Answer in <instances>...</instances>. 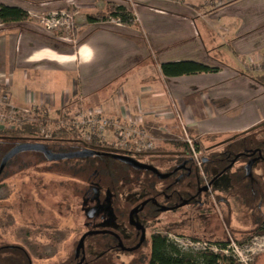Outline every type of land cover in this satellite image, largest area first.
<instances>
[{
  "label": "crops",
  "instance_id": "crops-1",
  "mask_svg": "<svg viewBox=\"0 0 264 264\" xmlns=\"http://www.w3.org/2000/svg\"><path fill=\"white\" fill-rule=\"evenodd\" d=\"M0 5L28 15L0 24L5 111L91 113L142 128L153 142L180 149L174 143H182L186 132L207 155L264 124V0H0ZM111 7L131 12L132 24L89 19ZM69 10L78 15L80 29L68 47L60 46L33 16ZM179 62L211 71L162 73V65Z\"/></svg>",
  "mask_w": 264,
  "mask_h": 264
},
{
  "label": "rangeland",
  "instance_id": "rangeland-1",
  "mask_svg": "<svg viewBox=\"0 0 264 264\" xmlns=\"http://www.w3.org/2000/svg\"><path fill=\"white\" fill-rule=\"evenodd\" d=\"M71 8L75 10L74 6ZM113 9L115 7L110 8L112 12ZM111 11L99 13L95 17L101 22L110 21L113 18ZM52 14L57 15L59 19L64 18L62 15L69 16L73 28L71 30L66 29L65 26L54 28L50 23V31H48L44 23ZM77 16L73 10H69L40 13L34 15L33 19L37 21V25L50 32V40L58 42L60 46L68 47V41H71L80 29ZM2 27L0 26V29ZM75 44L70 42L72 49ZM5 108L0 105V130L17 127L23 120L33 121V112L32 114L31 112L14 113L5 111ZM74 113L70 115L71 124L62 121V125L69 126L79 122V117ZM97 117L101 118L100 115ZM55 119L56 113H53L50 114L48 123L39 124V136L52 139V133L60 128V124ZM79 133L84 137L92 134L88 129H83ZM149 137L146 132V138L137 139L140 141L138 147H134L130 136L117 138L112 131L97 138L114 148L131 151L145 149L143 148L145 145L151 147L150 152L181 150L166 143L161 145V141L153 142L154 140ZM182 137L183 134L180 135L179 141L184 143ZM194 143L197 144L196 141ZM263 143L264 129L260 128L248 134L237 135L224 144L214 147L216 150L213 149L215 152L212 151L214 153L210 155L205 154L204 145L203 148L198 144L195 147L199 146L201 153L199 161L205 158L209 162L213 160L214 155H223L230 151L252 154L262 148ZM234 146H237V149H233ZM65 147L69 146L65 145ZM53 154L57 153L54 151ZM60 157L53 156L50 158V163L32 158L35 161L22 167L23 169L17 166L5 167L0 179V211L11 213L15 225L10 229L0 230V264H74L78 260L75 258L76 248L84 233L98 228L117 233L116 229L126 228L125 224L121 227L120 223L123 221L127 223L128 209L146 196L142 191L145 175H134L127 166L117 167L118 171L110 180L98 170L102 167L98 158L91 157L89 162H92V165H90L80 157H68L65 160H61ZM197 157L199 158V155ZM143 158L139 163L145 164L151 160L149 162L159 168V173H165L164 163L159 160L161 157L144 155ZM263 163L264 160H257L250 168V176L255 178L256 184H251L249 178H243L241 183L237 184V176H243V170L248 166L244 158L239 160L209 189V203L206 207H186L154 213L153 219L144 223L146 241L138 251L120 252L114 255L112 260H106L107 257L101 256L104 261H94L102 246H106L110 240L108 238L92 240L90 237L84 243L85 258L88 261L86 263L149 264L150 238L153 235H162L173 240L184 252L192 253L200 249V246H193L195 243L193 239L197 243L233 242L245 249V254L242 255L244 263L264 264V244L261 243V237L264 235L243 242L247 235L256 230L258 223L264 220ZM205 169L207 168L203 167V170ZM201 170H199L200 174H202ZM206 173L203 172V175L206 176ZM216 173V168L210 169V176L213 177ZM132 179H135V183H130ZM154 186L160 189L163 184L156 181ZM16 247L18 250L14 249Z\"/></svg>",
  "mask_w": 264,
  "mask_h": 264
},
{
  "label": "trees",
  "instance_id": "trees-1",
  "mask_svg": "<svg viewBox=\"0 0 264 264\" xmlns=\"http://www.w3.org/2000/svg\"><path fill=\"white\" fill-rule=\"evenodd\" d=\"M113 10L114 11L111 16L118 19L122 24L128 25L132 24L134 21L132 13L128 12L123 7H117ZM27 18V13L22 9L0 5V23L3 25L22 22ZM89 19L93 22L99 21L97 17H94L93 19L90 17ZM161 70L166 76L192 75L211 71L210 68L194 62H179L162 65ZM4 89V87L0 86V90ZM33 114V121L23 120L21 121V125L17 127L4 128L0 130V179L5 167L17 166L18 168L23 169L25 166H28L30 162L35 161L32 158H35L37 161H46V163H50V158H53L52 153L54 151L62 154L60 155L61 160L68 157H80L88 163L91 157H94L95 159L98 158L99 161H101L102 166L98 170H100V173H102L105 177H108L110 180L112 175L116 174L118 171L117 167L120 165L124 166L123 162L115 158L118 157L117 154H126L124 151L114 149L112 146L100 142L95 137L84 140L74 126H61L52 133V139L39 136V124L48 123L49 116L42 108L36 109ZM70 120L71 117L64 111H60L56 114L55 121L58 122V124L62 123V121L64 123H69ZM257 128L264 129V124ZM174 144H177V146L181 147L185 151H189L185 143L176 142ZM65 145H68L69 147H65ZM195 146H197L196 143ZM21 147H25V149H22ZM198 147L197 149L199 150ZM104 150L106 153L100 154L103 153ZM93 151L98 152L99 154L96 156ZM70 153L71 155L66 156V154ZM89 164L92 165V162H89ZM89 167L91 168L92 166ZM115 179L116 178L113 180L115 181ZM0 212V230L10 229L15 225L14 218L11 213L4 210H1ZM263 235L264 220L257 225V228L253 231V233L247 235L248 237L245 238L243 242L250 240L252 237ZM193 241L197 242L195 239H193ZM210 243L220 249H223L226 247L228 242ZM109 246L110 245L102 246V249L97 254L105 257V255H108L109 253L107 250ZM100 257L96 258L94 261H104V259ZM149 264H237V262H235V260L231 257H226L220 253L214 254L207 250H199L193 253L184 252L167 236L153 235L150 238Z\"/></svg>",
  "mask_w": 264,
  "mask_h": 264
},
{
  "label": "flooded vegetation",
  "instance_id": "flooded-vegetation-1",
  "mask_svg": "<svg viewBox=\"0 0 264 264\" xmlns=\"http://www.w3.org/2000/svg\"><path fill=\"white\" fill-rule=\"evenodd\" d=\"M233 149H237V146H234ZM93 152L96 154V156L97 154H99L98 152ZM258 152L261 153V156L264 160V143L262 148L257 149L252 154L241 153L240 151L236 153L235 151H230L227 154H219L216 156L214 155L213 160L209 162H207L205 158H201V168L198 167L197 162L191 155L190 151H185L183 149H181V151L179 152L170 151L166 154L164 152H147L146 154H117L118 157L126 158L129 161L144 166L143 168L138 169L132 164H123L124 166H127V169L129 171H132L134 175H145L146 178L143 180L142 191L146 193V196L143 200L134 204L131 209H128L127 223L126 221L120 223L121 227L122 224H125L127 226L126 228L116 229L117 233L103 230V228H98L93 231H87L81 236L82 238H84L83 242L85 243V241L89 240L90 237V239L92 240H98L99 238H108L110 242H107L106 244L110 246L107 249L109 252L108 255H105V257L108 258L106 260H112L114 258V255L120 252L138 251L146 241V227L144 223L153 219L154 213L168 212L186 207H206L209 203V189L213 186L216 180H218V178L225 171L232 169L242 158H244L247 163H249L251 160H255V162L257 160H260ZM104 153H106L105 150L100 154ZM60 155L62 154L52 153V156L54 157H58ZM69 155H71V153L66 154V156ZM144 155H151V157H161L159 160L164 163L163 167L165 173H159V168L156 165L152 164V162H149L151 160H149L148 163L145 164L139 163L140 159H144ZM203 167L207 169L203 170ZM213 167L217 169V173L212 177L210 176V169ZM262 169V174H264V167ZM199 170L202 171V174H200ZM243 171V176L236 175L237 184H240L243 178H249L251 184H256L255 178L253 179L250 176V170L247 171V168L245 167ZM203 172H207L205 174L206 176L203 175ZM134 180L135 179L130 180V183H135ZM156 181L157 183L163 184L160 189L154 186V184L156 185ZM95 194H98V192L96 191ZM130 194L131 192L129 193V195ZM134 195L135 194H133V196ZM115 218L117 219V217ZM134 218L136 220H139V222ZM261 222L262 221H260L259 223ZM14 249L18 250L17 247ZM100 256L101 255L98 254L96 258ZM81 257L82 255L78 257L75 256V258L78 260L74 264H77L80 261ZM86 262L87 260L86 258H84V262L82 264H87Z\"/></svg>",
  "mask_w": 264,
  "mask_h": 264
},
{
  "label": "built area",
  "instance_id": "built-area-1",
  "mask_svg": "<svg viewBox=\"0 0 264 264\" xmlns=\"http://www.w3.org/2000/svg\"><path fill=\"white\" fill-rule=\"evenodd\" d=\"M64 18L59 19V17L55 14L49 15L47 19L45 20L44 26L45 28L50 31V23H52V26L54 28L58 26H65L66 29L71 30L73 28V23L71 22V18L66 15H62ZM44 19V18H43ZM111 22H115L116 24H120L121 22L118 19L111 18ZM79 122L72 123L71 126H74L79 132L83 129H88L92 132L89 136L84 137V135H81V137L84 140H88L91 137H103L108 131H112V134L114 133L117 138H127L130 136L131 140L133 141L134 147H138V144H140V141H137V139L146 138V131L142 128L138 127H131V126H125L122 123H120L117 120H110L107 118H99L95 114L87 113V114H79ZM77 117V118H78ZM68 124H71L70 122ZM64 126L62 123H60V127ZM99 140V139H98ZM183 142L187 145L191 155L197 162V165L200 166V150L195 147L194 140L185 132L183 133L182 137ZM114 148V147H113ZM133 148V147H132ZM142 150L135 149V151H131L130 149H122V148H114L121 151H124L126 154H146L147 152H150L149 145L143 146ZM199 155V158L197 157ZM261 243L264 244V236L261 237ZM193 246H200V249L198 250H207L209 252H212L214 254H222L226 257H231L233 260L240 264H246L244 263V260H242V255L245 254L244 248L240 247L239 245H236L233 242L227 243L226 247L223 249H220L219 247L215 245H211L209 243H197L195 242ZM197 250V251H198ZM248 252V251H246Z\"/></svg>",
  "mask_w": 264,
  "mask_h": 264
},
{
  "label": "water",
  "instance_id": "water-1",
  "mask_svg": "<svg viewBox=\"0 0 264 264\" xmlns=\"http://www.w3.org/2000/svg\"><path fill=\"white\" fill-rule=\"evenodd\" d=\"M22 149H25V147H21ZM258 155H259V157H260V160H263V158H262V156H261V153L260 152H258ZM116 159H118V160H120L121 162H123V163H127V164H129V165H133L134 167H137L138 169H141V168H143L144 166L143 165H141V164H137V163H135V162H132V161H129L128 159H126V158H123V157H115ZM253 163H255V160H251L249 163H248V166H247V171H249L250 170V168H251V166H252V164ZM142 238H143V233H142ZM84 238H81L80 239V241H79V244H78V246H77V248H76V253H75V255H76V257H78L79 255H82V257H81V259H80V261L77 263V264H82L83 262H84Z\"/></svg>",
  "mask_w": 264,
  "mask_h": 264
}]
</instances>
